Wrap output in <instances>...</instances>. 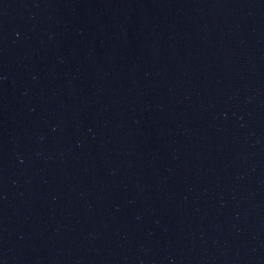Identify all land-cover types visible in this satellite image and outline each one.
<instances>
[{
	"label": "water",
	"instance_id": "1",
	"mask_svg": "<svg viewBox=\"0 0 264 264\" xmlns=\"http://www.w3.org/2000/svg\"><path fill=\"white\" fill-rule=\"evenodd\" d=\"M0 264H264V0H0Z\"/></svg>",
	"mask_w": 264,
	"mask_h": 264
}]
</instances>
